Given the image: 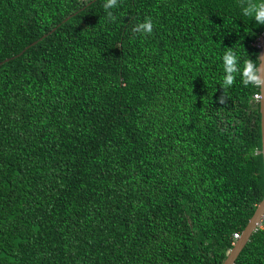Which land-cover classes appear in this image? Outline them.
Returning <instances> with one entry per match:
<instances>
[{"label":"trees","instance_id":"16d2710c","mask_svg":"<svg viewBox=\"0 0 264 264\" xmlns=\"http://www.w3.org/2000/svg\"><path fill=\"white\" fill-rule=\"evenodd\" d=\"M105 2L0 0V264H223L264 159L260 88L224 89L222 57L258 67L264 25L243 0ZM235 264H264V222Z\"/></svg>","mask_w":264,"mask_h":264},{"label":"clouds","instance_id":"9594fccd","mask_svg":"<svg viewBox=\"0 0 264 264\" xmlns=\"http://www.w3.org/2000/svg\"><path fill=\"white\" fill-rule=\"evenodd\" d=\"M244 5L242 7V14L246 17H251L260 25H264V0H243ZM118 4V0H106L103 7L107 11L110 18L115 19L111 11ZM132 31L134 33L151 34L153 31V21L151 17H146L142 23L135 24ZM224 75L222 77V86L224 89L231 87L236 79V74L240 73L242 76V82L245 86L253 85L257 88L264 86V77L261 75L260 69L252 60H246L243 68L239 67V61L236 53L229 49L222 57ZM257 99L259 97L257 96ZM220 102L225 103V97H221Z\"/></svg>","mask_w":264,"mask_h":264},{"label":"water","instance_id":"95a60500","mask_svg":"<svg viewBox=\"0 0 264 264\" xmlns=\"http://www.w3.org/2000/svg\"><path fill=\"white\" fill-rule=\"evenodd\" d=\"M8 60H6L7 62ZM3 64V63H1ZM258 68L261 71L262 77H264V34L262 36V45L259 54V65ZM261 100L260 104V112H261V132H262V150L261 154L264 159V86L260 87ZM264 222V197L261 202L258 204L257 209L250 219L248 225L245 230L241 234V237L236 241L233 248L230 250L226 260L223 264H235L238 257L240 256L243 249L246 247L248 242L251 239V236L254 232H256Z\"/></svg>","mask_w":264,"mask_h":264},{"label":"built area","instance_id":"2783aa9c","mask_svg":"<svg viewBox=\"0 0 264 264\" xmlns=\"http://www.w3.org/2000/svg\"><path fill=\"white\" fill-rule=\"evenodd\" d=\"M257 96L259 97V99H257ZM255 99H256L257 101L260 102V100H261V93L255 95ZM240 237H241V234H240V233H235V234H234V238H235L236 240H238Z\"/></svg>","mask_w":264,"mask_h":264}]
</instances>
